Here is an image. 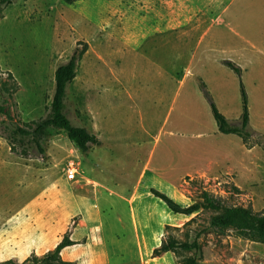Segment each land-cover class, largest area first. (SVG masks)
Wrapping results in <instances>:
<instances>
[{"label": "rangeland", "instance_id": "obj_1", "mask_svg": "<svg viewBox=\"0 0 264 264\" xmlns=\"http://www.w3.org/2000/svg\"><path fill=\"white\" fill-rule=\"evenodd\" d=\"M181 6L175 28L167 27L166 0H78L72 4L14 0L0 6V263H20L33 253L42 256L70 230L99 227L104 220L107 230L118 234L112 235V264H123V244L128 264H140L133 226L141 229L145 248L147 243L150 248L160 247L170 237L192 241L199 236L202 264H264V245L237 238L232 230L224 234L210 230L212 212L174 214L151 192L155 189L187 207L208 191L227 206L264 210V124L258 126L260 131L250 126L260 137L250 156L242 148V139L237 138L240 145H233L219 132L205 90L215 97L214 76L220 75V69L202 56L205 44L201 50L197 47L207 20L220 17L224 23L211 27L209 38L218 40L219 50L244 48L238 56L244 59L247 72L255 69L264 74V61L259 66L255 60L259 53L264 55V0H192ZM153 8L164 9L160 22L157 16L152 20ZM123 40L131 42L136 53L124 56L122 66ZM79 42L87 43L89 50L79 63L76 81L68 87V117L102 145H90L83 154L64 132L53 131L43 142V154L35 147L23 157L18 155L20 147L13 153L6 138L15 127L26 128L47 116L55 71L77 47L82 48ZM126 70L138 75L141 107L132 112L122 99V106L116 103L102 109L117 98L114 95L123 88ZM187 70L192 75L181 86ZM247 72L244 78L235 73L233 106L225 108L214 101L230 121L242 116L240 87L242 83L247 93ZM209 77L214 79L208 86ZM158 90L160 101L153 102ZM254 106L255 120L262 121L264 107ZM98 108L101 120L90 114ZM102 120L110 134L105 140L97 125ZM229 152L232 161L222 160L223 155L231 158ZM209 160L222 167L232 165L244 191L237 194L227 176H181ZM244 164H250V173L242 170ZM70 165L78 170L74 181L66 176ZM68 182L71 186L64 185ZM85 254L88 257L87 250ZM191 256L183 251L165 253L157 261L184 264Z\"/></svg>", "mask_w": 264, "mask_h": 264}, {"label": "trees", "instance_id": "obj_2", "mask_svg": "<svg viewBox=\"0 0 264 264\" xmlns=\"http://www.w3.org/2000/svg\"><path fill=\"white\" fill-rule=\"evenodd\" d=\"M78 0H65L67 4ZM14 0H0V6L11 5ZM70 59L61 65L55 71V91L52 103L46 107L47 116L41 120L35 121L26 128L15 127L12 134L6 138L11 151L16 153V148L22 149L23 155H28V150L35 147L40 153H44L43 142L53 131L64 132L67 138L83 154L90 150V145L100 146L99 139L91 134L86 128L75 124L68 117L67 94L68 87L77 77L79 63L89 50L87 43L79 42ZM224 65L241 76V68L233 62L225 61ZM205 90V85H202ZM242 96V116L238 122L228 120L220 113L211 94L205 90V95L210 102L211 110L218 130L224 135H236L240 137L247 147H252L254 143H260V137L250 127L248 95L241 83ZM0 113L2 109L0 108ZM237 194H241L239 188L233 186ZM152 194L160 199L174 214L182 216L198 215L200 211L212 212L209 219L210 230L216 233L224 234L227 230H232L237 238L264 245V210L255 211L252 207L227 206L220 198L215 197L208 191H202L200 201L190 206L184 207L175 202L165 194L152 189ZM196 218V217H195ZM192 219L188 224L194 223ZM199 236L192 241H179L170 237L168 242L163 243L158 249L154 250L153 255L158 257L165 253H177L179 251L190 252L193 256L186 259L184 264H202L203 252L202 245L199 242ZM74 245L68 238L64 240L51 252L43 256L32 255L23 262L8 260L0 264H73L64 262L61 259V251Z\"/></svg>", "mask_w": 264, "mask_h": 264}, {"label": "crops", "instance_id": "obj_3", "mask_svg": "<svg viewBox=\"0 0 264 264\" xmlns=\"http://www.w3.org/2000/svg\"><path fill=\"white\" fill-rule=\"evenodd\" d=\"M189 2H192V0H179V1L178 0H166V20H167L168 28L170 27L175 28L177 25V7L180 5V8H181L182 4L185 6V4ZM161 8H165V6L163 7L161 6ZM161 11H164V9H160V8L154 9L153 8L151 10L152 20H154L153 19L154 16H157L159 19L158 21L160 22L161 20L159 16H161ZM162 20L165 21V18ZM222 23L224 22H223V19L220 17L211 19L209 21L207 20L206 30L203 34L199 36L197 40L198 41L197 47H198V50H201V47L203 46V44H205V48H204L202 56H204L209 61L213 60V62L216 63L220 69V75L217 74L216 76H214L215 82H216L215 85L217 89H216V94H214L215 97L212 96L213 100L215 101V103L217 101V103H221V106L224 105L225 108H229V106H233L235 103V100H234L235 99L234 98L235 73L232 70H230L228 67H226L224 65V62L230 61L238 65L241 68V71H242L241 76L243 78H244V74L247 72V69L244 68L242 64L244 59L239 58L238 56L239 54L238 51L239 50L242 51L244 50V48H240L238 50L233 49V48H230L227 50H219L217 46L218 40L215 38H209V31L211 27H213L215 24H222ZM152 25L153 27L157 26L156 24H152ZM112 44H115V43H112ZM213 44L215 46H213ZM246 44L249 48L250 47L251 49L254 48L252 43L247 42ZM119 49H120L119 55H120V59L122 61V66H123L124 56H126L129 53L135 54L136 49H134V46H132L131 42L127 40H123V44L121 45ZM218 50L220 52H218ZM195 57H196V53L192 55L191 59H194ZM255 60L257 62L256 64L260 66V64H262L264 61V55L259 53V55L255 57ZM249 63H250V60H249ZM134 72L128 74L126 70V75H123V88L119 90V94L117 96L114 95L117 98H114V99L112 98L111 100H109V103L107 102L102 107V109L103 108L106 109V107H114L116 103L120 104V102H122V99H123V101H125V103L129 106L130 111L135 112V113L138 111L143 101V90H141L138 87V75ZM247 74H248L247 75L248 76L247 95H248V101H249V119H250L249 123H250V126L253 127L256 131L257 130L260 131L261 129L258 126L260 124H264V113L261 114V119H263L262 121L255 120L256 114L253 112V107H256L254 106V103H257L259 107L261 106L264 107V74H262V70L258 72L255 69H253L252 72H249V73L247 72ZM189 75H192V73H190V71L187 70L186 73L184 74V77L180 81L181 86L185 84V81ZM168 76L173 78V76H171L170 74ZM214 78L209 77V79H207L208 86L210 85L209 82L210 81L212 82L213 81L212 79ZM76 79L77 77L75 78L72 84H74ZM174 79L175 78H173V80ZM204 83L206 84V82ZM256 94L258 95L257 97H255ZM107 95L108 93L105 92V97ZM161 95H162V92L158 90V95L153 97L151 100H153V102L154 100H156V102H159ZM102 109L101 110L99 108L96 110L91 109L90 114H93L94 116L98 117L101 120L102 118L100 117V114H102L101 112ZM139 113H142V111H140ZM222 113L225 116H227V112H222ZM235 122H238V121H235ZM104 123L105 121L103 120L100 123H97V125L100 127V129L98 130L102 131L103 140H105L106 138L110 136L108 128L106 129V126L104 125ZM141 129H142L141 133L135 132V133H140V134H137L138 136H140V139L141 137L143 138L142 131L145 130V126L144 127L142 126ZM121 135H122V132L117 137L119 138ZM224 136L228 138L227 140H229L233 145L234 144L240 145L239 143V139H241L240 137L236 135H224ZM233 138H236L235 141H233L234 140ZM242 144H243V141H242ZM246 147L247 146L245 144L242 145V148L246 150L245 151L246 153L244 152L246 156L248 155L250 156L251 154H253L254 151L257 150V147L254 145L250 147L251 149H247L248 147L247 148ZM229 155L231 157L230 159L228 155L227 156L223 155L222 160H225L228 162L229 160L232 161V152H229ZM249 165L250 164L242 165V170L244 172L250 173V167H248ZM253 165H254V162H252L251 166ZM192 175L199 176L201 178H209V179L211 178L217 179L222 176H227V177H230V179L232 180V182L234 183L236 187L244 191L243 188L239 185L237 170L233 168V166L230 164H227V166L222 167L221 165H217L213 160H209L208 163L201 165L195 169H192L190 172L184 175H181V176L186 178V177H191ZM64 185L71 186L69 182L64 183ZM99 225H100L99 227L96 226V227H88L87 229L70 230L69 232L66 233V235H63L62 237L59 238V240L57 241V244L53 247V249H51V251H53L66 237L68 238L69 241L74 243V245L66 247L61 251L60 256H61L62 261L73 263V264H112L113 263L112 256L110 255L111 253L110 249L113 248L112 247V242H113L112 235L113 233H115L116 236L118 234H116L114 230H107L108 228L107 223H105L104 220ZM132 232H133L134 237H136L135 240L137 242L138 257H139L140 264H158L157 260H159L160 256L155 257L153 255V252L159 247L150 248L151 245L149 243L146 244V248L143 247L142 246L143 239L140 238V235H139L140 234L139 232H141V229H138V227L133 226ZM123 234H124L123 238H125L127 234V229L125 228L124 224H123ZM92 237H94L93 240H92ZM86 250L88 251V257L85 254ZM51 251H47V253ZM47 253H44L43 255ZM121 253H122L121 257H123V264H128V250H127V247L124 246V244H123V251H121ZM36 254L33 253V255H36ZM149 254L150 255L152 254V256L150 257ZM37 256H41V255H37Z\"/></svg>", "mask_w": 264, "mask_h": 264}, {"label": "built area", "instance_id": "obj_4", "mask_svg": "<svg viewBox=\"0 0 264 264\" xmlns=\"http://www.w3.org/2000/svg\"><path fill=\"white\" fill-rule=\"evenodd\" d=\"M77 168L75 167V165H70L67 169V173H66V176H67V179L69 181H74L76 180V176H77Z\"/></svg>", "mask_w": 264, "mask_h": 264}]
</instances>
